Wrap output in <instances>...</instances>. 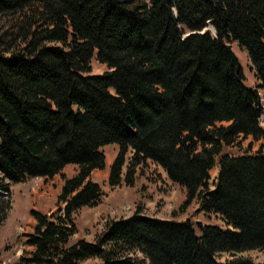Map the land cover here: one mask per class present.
<instances>
[{"label":"trees","instance_id":"16d2710c","mask_svg":"<svg viewBox=\"0 0 264 264\" xmlns=\"http://www.w3.org/2000/svg\"><path fill=\"white\" fill-rule=\"evenodd\" d=\"M232 42L248 52L257 87L245 85ZM95 57L109 71L91 75ZM260 89L264 0H0V226L11 184L63 179L56 210L32 212L23 264H254L238 255L264 249V147L242 150L264 141ZM109 144L119 146L112 188L134 187L150 162L186 204L232 229L204 225L198 236L190 221L138 209L93 242L73 241L77 213L103 200L92 176Z\"/></svg>","mask_w":264,"mask_h":264},{"label":"rangeland","instance_id":"374dc122","mask_svg":"<svg viewBox=\"0 0 264 264\" xmlns=\"http://www.w3.org/2000/svg\"><path fill=\"white\" fill-rule=\"evenodd\" d=\"M207 31L215 35L212 27ZM231 49L236 55L244 73V83L249 88L259 85V80L248 55V52L239 43L232 42ZM91 75H102L109 71L106 65L101 64L96 57L92 60ZM263 116L261 126L264 128V90H259ZM264 147V141H255L248 138L243 141L242 150L251 154ZM106 156V166L102 171H96L93 181L100 184L104 197L102 202L94 208H83L76 215L78 233L73 241L86 239L93 242L103 232L108 220L129 218L139 209L151 219H173L180 222L190 221L198 236H201L200 227L204 225L218 226L222 229H232L226 225L221 216L208 214L200 210L197 200L186 204V191L179 185L171 182L166 173L158 166L148 163L140 168L134 187L125 183L120 187L112 188L109 184V172L119 153L117 144H109L102 148ZM132 153L127 156L129 161ZM126 170V169H125ZM68 176L77 173L76 166L64 169ZM218 168L211 171L210 189H214ZM63 187L60 175L51 179H30L25 183L11 184L12 208L6 221L0 226V261L2 264H23L22 259L30 257L32 249L26 245L28 235L34 231L35 219L33 211L50 213L58 206V197ZM0 193H4L0 191ZM3 198L9 195L2 194ZM239 258L250 259L254 264H264V249L245 252ZM233 259L229 255L220 257L221 262ZM81 264H102L97 258L89 259Z\"/></svg>","mask_w":264,"mask_h":264},{"label":"water","instance_id":"95a60500","mask_svg":"<svg viewBox=\"0 0 264 264\" xmlns=\"http://www.w3.org/2000/svg\"><path fill=\"white\" fill-rule=\"evenodd\" d=\"M2 194H4V193H0V195H2Z\"/></svg>","mask_w":264,"mask_h":264},{"label":"crops","instance_id":"0c3cea01","mask_svg":"<svg viewBox=\"0 0 264 264\" xmlns=\"http://www.w3.org/2000/svg\"><path fill=\"white\" fill-rule=\"evenodd\" d=\"M110 173V172H109ZM94 174H95V172H94ZM94 174H93V176H94Z\"/></svg>","mask_w":264,"mask_h":264},{"label":"bare ground","instance_id":"6f19581e","mask_svg":"<svg viewBox=\"0 0 264 264\" xmlns=\"http://www.w3.org/2000/svg\"><path fill=\"white\" fill-rule=\"evenodd\" d=\"M263 109V108H262ZM263 116V115H262ZM262 118V117H261ZM261 121V120H260Z\"/></svg>","mask_w":264,"mask_h":264}]
</instances>
